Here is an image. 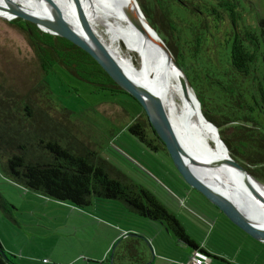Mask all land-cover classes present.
<instances>
[{"label":"trees","instance_id":"obj_1","mask_svg":"<svg viewBox=\"0 0 264 264\" xmlns=\"http://www.w3.org/2000/svg\"><path fill=\"white\" fill-rule=\"evenodd\" d=\"M138 1L151 25L177 58L201 102L204 115L218 127L231 156L264 183V130L254 115L255 110H264V74L260 71L264 68L262 33L257 34L246 25L239 26L243 22L239 0H178L195 20L176 13L171 3L164 5L162 0ZM225 16L231 20L232 30L224 43H219L215 31ZM16 21L26 33L45 75L58 65L96 89L121 99L118 100L125 110L135 117V122L126 131L148 150L166 155L181 178L184 184L182 197H177L185 214L202 220L208 226L207 234L217 228L236 241L239 252L232 264H251L258 252L261 253L257 260L261 257L264 243L245 233L184 180L142 105L89 53L64 37L42 31L30 21L22 18H16ZM217 44H221L223 53L215 60L209 55L215 52ZM38 83L45 85L44 79ZM1 92L8 98L2 97ZM12 96L14 93L0 84V165L9 178L39 194L81 207L96 198L119 201L135 214L161 222L165 229L199 252L226 261L206 239L200 242L192 239L180 216L171 211L151 187L135 182L97 150L77 144L71 138H67L70 140L67 142L58 133L57 136L59 127L49 128L55 120L47 110L27 104L22 115L7 112L6 106L9 107ZM32 99L28 93L19 101ZM161 185L167 192L171 190L166 184ZM196 197L205 206H198ZM1 205L5 209L9 204L2 199ZM202 210L212 215L211 220L203 217ZM243 236L251 239L253 245L247 246ZM157 245L160 249L164 247L160 242ZM244 246L250 253L239 257L240 247ZM133 247L131 261L127 264H146L142 251ZM0 264L15 263L11 255L4 256L0 252Z\"/></svg>","mask_w":264,"mask_h":264},{"label":"rangeland","instance_id":"obj_2","mask_svg":"<svg viewBox=\"0 0 264 264\" xmlns=\"http://www.w3.org/2000/svg\"><path fill=\"white\" fill-rule=\"evenodd\" d=\"M162 2L164 5L171 3L176 13L195 20L178 0ZM238 7L243 21L239 26L246 25L257 34L262 33L264 51V0H239ZM174 19L182 24L176 17ZM231 30L232 22L225 16L215 31V38L224 43ZM222 51L221 44H217L215 52L209 56L218 60ZM135 63L139 65L137 58ZM260 71L264 74L263 67ZM43 79L45 96L40 94L35 98L51 117L61 120L58 126L51 123L53 130L59 127L56 131L66 138L65 141L71 138L77 144L97 150L135 182L151 187L170 210L180 216L192 239L197 242L206 239L219 256L226 258L225 261L214 257L211 264L236 262L239 252L236 241L217 228L207 234L208 226L193 215L185 214L179 205L177 196L182 197L184 184L169 158L148 150L126 131L135 117L125 110L121 99L96 89L58 65L45 75L16 19L0 17V84L14 93L10 99L23 100ZM1 95L8 98L3 92ZM46 99L51 101L43 103ZM254 115L264 130V110L257 109ZM214 149H218L216 145ZM162 183L171 190L163 189ZM2 199L9 204L5 209ZM196 199L198 206H205ZM202 215L208 220L212 218L204 210ZM217 222L216 219V225ZM245 241L247 246L254 243L249 238ZM159 242L164 245L161 249L157 245ZM0 245L15 264H127L133 255V246L142 251L146 263L186 264L193 251L190 244L165 229L161 222L141 217L119 201L96 198L81 207L50 198L9 178L1 165ZM247 246L240 247L239 257L250 253ZM260 253H256L257 256ZM120 255H123L121 259ZM257 256L251 264H264V252L258 260Z\"/></svg>","mask_w":264,"mask_h":264},{"label":"water","instance_id":"obj_3","mask_svg":"<svg viewBox=\"0 0 264 264\" xmlns=\"http://www.w3.org/2000/svg\"><path fill=\"white\" fill-rule=\"evenodd\" d=\"M1 1L9 9L12 19L22 18L30 21L42 31L64 37L89 53L118 85L142 105L151 126L165 144L175 167L184 180L192 188L201 192L245 233L264 243V223H257L263 222L264 218V183L231 156L220 136L218 127L204 115L201 102L177 58L151 25L138 0H135V7L125 9L129 21L141 36H154L161 42L163 50L168 55V60L181 74L180 83L184 96L189 98L191 93L194 95L200 116L199 121L216 133L227 153L226 158H219L213 163L216 166H227L232 171L231 184H218L214 181L216 180L214 175L210 177L204 174L208 168H213V165H210L202 142L200 127L193 120L194 112L190 111L185 115L183 131L178 132L162 99L159 86L155 82L144 84L127 72L93 27L85 8V0H71L68 11L61 9L53 0H36L40 4V10L36 12L26 9L23 3H17L15 0ZM0 17L11 20L2 13ZM211 182H217L219 187H215ZM240 187L244 192L240 190L235 192L236 188ZM221 188H227L228 192L222 191ZM245 194L250 196L254 203L250 202ZM193 251L196 249L193 248ZM0 252L6 256L1 245ZM207 258L213 260L209 256ZM146 264H151V262Z\"/></svg>","mask_w":264,"mask_h":264},{"label":"bare ground","instance_id":"obj_4","mask_svg":"<svg viewBox=\"0 0 264 264\" xmlns=\"http://www.w3.org/2000/svg\"><path fill=\"white\" fill-rule=\"evenodd\" d=\"M23 3L25 8L36 12L40 10V4L36 0H15ZM61 9L70 10L71 0H53ZM85 8L92 20V25L100 35L104 43L111 49L127 72L136 80L144 84L155 82L165 102L168 113L174 123L176 130L183 131V119L190 111L194 112L193 120L200 127L201 138L204 144L210 165L205 175L216 178L218 184L230 183L232 171L224 165L216 166L214 161L219 158H226L227 153L216 133L201 124L196 108V100L191 93L186 98L181 89V74L168 60L167 53L163 50L161 42L154 36L143 37L137 33L129 21L125 9L135 7V0H85ZM39 8V9H38ZM0 13L12 19V14L0 0ZM137 58L139 65H136ZM217 146V150L214 149ZM211 170V171H210ZM217 182H211L215 187H219ZM228 192V189L221 188ZM244 192L241 187L237 191ZM230 192V191H229ZM231 193V192H230ZM245 196L250 202V196ZM254 203V202H253ZM257 203V201H255ZM257 223H264L257 222Z\"/></svg>","mask_w":264,"mask_h":264},{"label":"flooded vegetation","instance_id":"obj_5","mask_svg":"<svg viewBox=\"0 0 264 264\" xmlns=\"http://www.w3.org/2000/svg\"><path fill=\"white\" fill-rule=\"evenodd\" d=\"M39 83H37V85H34V89H31V91H33L32 93H30L31 95H32V97H33V99L31 100V101H28V102H26V101H16V100H11V101H8V103H9V107L8 106H6L7 108H9L8 110H7V112L10 110L11 111V113H15V114H18V115H22V113H23V108L28 104V105H30V104H32L33 106H35V107H42L41 106V104L39 103V100L38 99H36L35 98V96H39L40 94L41 95H43V92H44V90L46 89V86L45 85H43V86H39L38 85ZM7 90L9 91L10 89L9 88H7ZM46 91V90H45ZM11 92V91H10ZM37 93V94H36ZM43 96H45V95H43ZM46 101H51V100H49V99H46V100H44V101H42L43 103H48V102H46ZM27 105V106H28ZM55 120V122H54V124H59V121H61V120H57V119H54ZM49 128H50V126H49ZM50 129H52V128H50ZM56 135H57V132H56ZM58 136V135H57ZM195 253V251H192V254H191V256L193 255ZM213 260H210L209 259V264H211V262H212Z\"/></svg>","mask_w":264,"mask_h":264},{"label":"built area","instance_id":"obj_6","mask_svg":"<svg viewBox=\"0 0 264 264\" xmlns=\"http://www.w3.org/2000/svg\"><path fill=\"white\" fill-rule=\"evenodd\" d=\"M186 264H209V259L207 255L196 250Z\"/></svg>","mask_w":264,"mask_h":264}]
</instances>
